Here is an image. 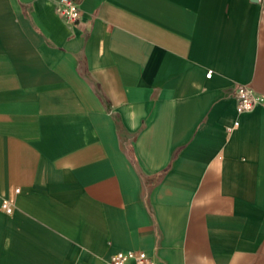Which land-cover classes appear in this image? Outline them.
<instances>
[{
    "label": "crops",
    "instance_id": "crops-1",
    "mask_svg": "<svg viewBox=\"0 0 264 264\" xmlns=\"http://www.w3.org/2000/svg\"><path fill=\"white\" fill-rule=\"evenodd\" d=\"M76 2L0 0V264H264V0Z\"/></svg>",
    "mask_w": 264,
    "mask_h": 264
},
{
    "label": "built area",
    "instance_id": "built-area-1",
    "mask_svg": "<svg viewBox=\"0 0 264 264\" xmlns=\"http://www.w3.org/2000/svg\"><path fill=\"white\" fill-rule=\"evenodd\" d=\"M57 13L69 23H77L81 18V9L76 0H60L56 7ZM237 111H250L255 108L259 100L253 91L246 85H238L236 88ZM20 192V189H16ZM16 208L14 199H5L1 204V210L5 214H12ZM111 264H155L153 260L142 250L118 251L111 254Z\"/></svg>",
    "mask_w": 264,
    "mask_h": 264
},
{
    "label": "water",
    "instance_id": "water-1",
    "mask_svg": "<svg viewBox=\"0 0 264 264\" xmlns=\"http://www.w3.org/2000/svg\"><path fill=\"white\" fill-rule=\"evenodd\" d=\"M21 2H28V1H31V0H20Z\"/></svg>",
    "mask_w": 264,
    "mask_h": 264
}]
</instances>
